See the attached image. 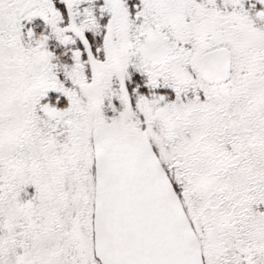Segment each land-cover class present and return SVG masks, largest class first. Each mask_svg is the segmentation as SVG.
I'll return each instance as SVG.
<instances>
[{"label": "snow or ice", "instance_id": "snow-or-ice-1", "mask_svg": "<svg viewBox=\"0 0 264 264\" xmlns=\"http://www.w3.org/2000/svg\"><path fill=\"white\" fill-rule=\"evenodd\" d=\"M0 264H264V0H0Z\"/></svg>", "mask_w": 264, "mask_h": 264}]
</instances>
